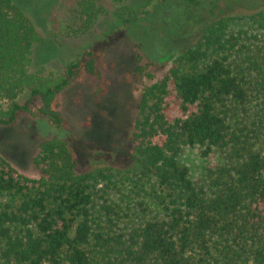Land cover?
<instances>
[{
  "label": "trees",
  "instance_id": "trees-1",
  "mask_svg": "<svg viewBox=\"0 0 264 264\" xmlns=\"http://www.w3.org/2000/svg\"><path fill=\"white\" fill-rule=\"evenodd\" d=\"M66 12L70 36L98 18L95 0ZM41 41L23 5L0 0V131L21 114L64 129L59 98L81 77L104 91L94 50L59 76L33 74ZM138 109L122 166L80 173L59 137L38 146L39 178L0 154V264H264V11L209 24ZM187 150L207 161L201 174Z\"/></svg>",
  "mask_w": 264,
  "mask_h": 264
},
{
  "label": "rangeland",
  "instance_id": "rangeland-1",
  "mask_svg": "<svg viewBox=\"0 0 264 264\" xmlns=\"http://www.w3.org/2000/svg\"><path fill=\"white\" fill-rule=\"evenodd\" d=\"M18 1L42 37L30 71L59 76L82 53L94 50L101 53L104 87L102 94H96V81L84 76L61 94L64 129L21 114L14 126L0 131V154L32 178L41 177L33 164L39 144L55 137L73 145L80 173L109 164L122 166L121 161L134 153L133 130L143 86L162 79L209 24L264 11V0H95L98 18L92 31L70 36L65 31L66 0ZM139 66L144 68L142 81L136 75ZM110 147H117L121 155L111 154ZM184 161L197 175L207 164L193 150L185 152Z\"/></svg>",
  "mask_w": 264,
  "mask_h": 264
}]
</instances>
